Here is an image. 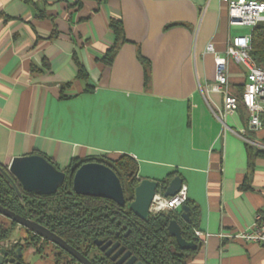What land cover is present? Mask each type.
Here are the masks:
<instances>
[{
    "label": "crops",
    "instance_id": "obj_1",
    "mask_svg": "<svg viewBox=\"0 0 264 264\" xmlns=\"http://www.w3.org/2000/svg\"><path fill=\"white\" fill-rule=\"evenodd\" d=\"M111 20L122 37L105 64ZM252 29L231 25L221 0H0V164L38 153L64 169L126 153L141 178L182 179L194 229L207 233L186 264H264V243L219 236L248 227L264 204V156L249 170L245 140H264V127L250 130L240 102L223 108L245 69L229 60L223 93L212 91L206 50L223 55Z\"/></svg>",
    "mask_w": 264,
    "mask_h": 264
},
{
    "label": "trees",
    "instance_id": "obj_2",
    "mask_svg": "<svg viewBox=\"0 0 264 264\" xmlns=\"http://www.w3.org/2000/svg\"><path fill=\"white\" fill-rule=\"evenodd\" d=\"M109 26L115 34V42L105 52L103 57L105 64L113 61L122 37V25L119 21L111 20ZM250 46L249 53L253 62L264 69V22L253 27ZM77 65V77L86 78L87 73L83 66ZM148 79L149 75L145 70V80L148 82ZM260 118L264 127V111L260 114ZM246 147L250 170L253 159L264 156V150L248 143ZM45 158L54 164L49 158ZM84 161L102 163L114 171L123 188L124 205H118L107 198L76 194L72 188L71 179L68 177L52 194L30 193L19 187L20 198L1 171L0 205L56 231L73 246L86 245L85 247L88 248L93 246L94 238L111 239L118 241L142 264H186V259L194 250L180 249L174 236L167 230V226L170 220H176L181 236L186 241H193L198 245V238L194 235V208L188 200L184 204L189 206L190 222L181 219L180 210L150 213L146 220H141L126 206V203L133 198L134 187L142 179L138 176L137 161L126 153L113 156L101 154L81 159L74 158L70 165H80ZM0 167L6 169L7 166L0 164ZM167 181L168 179H164L160 182L164 185ZM241 187L248 188V175H245ZM10 223L11 226L17 225L11 220ZM127 230L129 232L124 235ZM9 231L10 226L0 223V242L9 238ZM26 231L31 236V240L45 242L39 236ZM98 264L115 263L107 257H102Z\"/></svg>",
    "mask_w": 264,
    "mask_h": 264
},
{
    "label": "water",
    "instance_id": "obj_3",
    "mask_svg": "<svg viewBox=\"0 0 264 264\" xmlns=\"http://www.w3.org/2000/svg\"><path fill=\"white\" fill-rule=\"evenodd\" d=\"M0 171L11 183L20 198L19 187L30 193L52 194L63 184L65 178L63 169L57 168L44 156L35 153L13 157L6 169L0 167ZM69 177H71L72 188L76 194L107 198L118 205L125 204L123 188L118 176L102 163L84 161L80 165L73 164L70 167ZM181 185L182 179L179 176H174L164 185L156 179L142 178L134 187L133 198L126 203V206L138 218L146 220L150 214L149 207L155 193L161 192L165 197L172 196L180 189ZM0 214L42 239L58 245L78 263L93 264L77 249L39 222L15 213L2 205H0ZM179 215L185 222H190L189 206L183 204ZM167 230L174 236L180 249L194 250L197 247L195 242L186 241L181 236L180 227L176 220L169 221ZM128 232L129 230L124 235H127ZM94 243L115 264H142L118 241L95 240ZM15 245L17 242L4 241L2 244L0 243V264L14 261L15 258H9L8 255ZM14 253L16 257H20L22 254L21 247H17Z\"/></svg>",
    "mask_w": 264,
    "mask_h": 264
},
{
    "label": "built area",
    "instance_id": "obj_4",
    "mask_svg": "<svg viewBox=\"0 0 264 264\" xmlns=\"http://www.w3.org/2000/svg\"><path fill=\"white\" fill-rule=\"evenodd\" d=\"M227 5L229 23L231 25L248 26L253 28L256 24L264 22V0H221ZM251 34L233 37L222 55L216 51L212 43L207 44L206 50L213 54L214 82L210 89L223 93L227 84V64L232 60L245 69V84L240 97L223 94V108L233 110L238 103L248 112V125L252 131H261L263 123L260 114L264 111V69L256 65L250 56ZM264 138V137H263ZM250 144L254 141L245 139ZM255 146L264 150V141L257 142ZM187 200L186 187L182 184L180 189L172 196H163L156 192L153 196L149 211L152 214L161 211L179 210ZM194 235L204 241L207 233L194 229ZM220 237L237 239L244 242L264 243V204L255 211L252 223L237 231L220 233Z\"/></svg>",
    "mask_w": 264,
    "mask_h": 264
},
{
    "label": "rangeland",
    "instance_id": "obj_5",
    "mask_svg": "<svg viewBox=\"0 0 264 264\" xmlns=\"http://www.w3.org/2000/svg\"><path fill=\"white\" fill-rule=\"evenodd\" d=\"M251 137L257 139L253 140V144H250L253 147H256L255 144L257 142L263 143L264 141L262 139L258 140L259 137L255 133L251 134ZM0 223L5 226H10L9 238L5 242H17L18 245L22 246L24 264H65L61 261L54 260L52 256L53 246L50 242L31 240V236L27 234L25 228L20 227L18 224L11 226L10 220L1 214ZM3 242L1 241L0 243L2 244Z\"/></svg>",
    "mask_w": 264,
    "mask_h": 264
},
{
    "label": "flooded vegetation",
    "instance_id": "obj_6",
    "mask_svg": "<svg viewBox=\"0 0 264 264\" xmlns=\"http://www.w3.org/2000/svg\"><path fill=\"white\" fill-rule=\"evenodd\" d=\"M73 165V164H72ZM72 165H68L67 167H65L63 169L64 173H65V178H64V181L65 179L68 177L71 179V177H69V174H70V167ZM57 167V166H56ZM59 168V167H57ZM72 182V180H71ZM64 183V182H63ZM60 187V186H59ZM58 187V188H59ZM20 226V225H19ZM22 227V226H20ZM24 228V227H23ZM27 230V229H26ZM52 232H54L55 234H57L59 237H61L66 243H68L69 245H71L65 238H63L60 234H58L56 231L54 230H51ZM128 231V230H127ZM125 233V232H124ZM117 234V233H116ZM38 236V235H37ZM41 238V237H40ZM42 239V238H41ZM95 240H103V239H100V238H94L92 240V243H93V246L91 247H85L84 245H78V246H73L71 245L72 247H74L75 249H77L81 254H83L87 259H89L93 264H98L99 261L101 260L102 257H107L108 259H110L109 256H105L104 254V251L100 250L99 246H97L94 241ZM108 240H111V239H108ZM46 241V240H45ZM103 241H107V240H103ZM112 242H115L114 240H111ZM46 242H49V241H46ZM53 246V250H52V256L54 258V260H57V261H61L65 264H73V263H76V264H80L78 263L74 258H72L65 250H63L62 248H60L58 245L50 242ZM121 245V244H120ZM17 247H21V256L20 257H16L15 256V249ZM9 258H15L13 262H9L7 261L5 264H24V260H23V249H22V246L21 245H15L12 249V251L9 252V255H8ZM111 260V259H110ZM112 261V260H111ZM114 262V261H113ZM115 263V262H114Z\"/></svg>",
    "mask_w": 264,
    "mask_h": 264
}]
</instances>
